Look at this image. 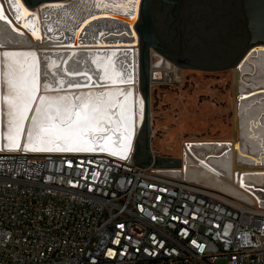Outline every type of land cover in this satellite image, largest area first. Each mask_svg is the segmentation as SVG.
<instances>
[{
  "label": "built area",
  "instance_id": "2783aa9c",
  "mask_svg": "<svg viewBox=\"0 0 264 264\" xmlns=\"http://www.w3.org/2000/svg\"><path fill=\"white\" fill-rule=\"evenodd\" d=\"M133 156L0 148V264H264L253 198Z\"/></svg>",
  "mask_w": 264,
  "mask_h": 264
},
{
  "label": "bare ground",
  "instance_id": "6f19581e",
  "mask_svg": "<svg viewBox=\"0 0 264 264\" xmlns=\"http://www.w3.org/2000/svg\"><path fill=\"white\" fill-rule=\"evenodd\" d=\"M44 2L47 1L39 2L34 9L30 11L27 10L29 15L27 17H22L21 20L18 21L16 19L17 16L21 15L22 10H26L21 0H19V3L23 6L22 9H18L15 6L16 0H0V8H2L3 14L7 16L8 20L12 21V23L9 24L6 21L0 20V97H2L5 91L3 76L1 74L4 71L3 53L5 51L35 53L38 60L41 86L38 97L39 95H69L75 97L89 92L101 94L109 89L116 88L121 89L124 93L131 91L132 96L130 103L132 108L133 135L130 148L126 152L127 157L132 149H134L135 136L144 124L145 103L143 97L140 92L136 90L137 88L134 84L118 83L113 85L108 81H102L101 76L103 74V69H98L97 65L93 63V60L100 58L99 62L104 64L107 58L111 56L116 70L121 72L125 78L130 75L132 80H134L138 78V47H136V49L131 48V52L129 53L126 52L127 59L131 60L132 58L133 64L130 66L125 62V52H118L120 47L115 50L102 47L104 42L101 33L97 35L96 41H87L86 36H92L94 32L91 31V29L95 27H100L103 30L107 27L118 26L120 31H122V34H120L121 39L127 38L128 36L130 37L131 35L132 38L130 37V41L132 42L130 44L135 47L137 45L138 35L131 23H133L139 13L138 5L140 0L134 5L129 4L128 0H103L104 3L109 5L128 4L127 9L112 6L107 8L102 6L97 7L99 0H56L52 3L42 4ZM36 12H39L38 15L41 17L42 21H37L35 23L36 19H33V15ZM93 16L97 17L96 20L92 18ZM108 18H114L116 20ZM25 23L29 25L28 28L23 27ZM33 25L38 29L37 36L39 38L32 35ZM85 26H87V34L82 37V30ZM63 27L66 29L67 33H63V30H61ZM55 29L61 30L59 35L63 37L64 43L61 42L63 45L60 43L61 40L52 35ZM120 44L124 45L126 43L122 41ZM120 50H123L122 47ZM113 53H115L114 56ZM260 53L264 56V52H258L256 57L250 60L249 64L243 62L239 68L236 69L239 74V82L237 84L238 105L236 108L238 119V128L236 129L237 139L232 143L222 139L192 140L186 148L188 156L182 155V166H180L182 171H184L189 178L221 189L232 195H239L242 197L247 194L240 191L231 183L225 185V183L221 181L222 178L218 175L220 173L227 180L230 178L232 179L233 171L231 167L233 158H236L240 164L264 165V108L258 109V107L264 105V92L256 93L250 97L241 99L242 94L250 90L264 88V65ZM154 59L153 54H150L151 83L155 80L163 79L164 77H168L169 79L171 76H177L176 67L167 59ZM254 60L258 61L259 67H261L260 70L253 63ZM247 65L249 69L244 71L243 68ZM261 71L262 73L259 75L258 79L253 82L251 78L258 75ZM244 72H246V75L242 78V73ZM77 73H86L87 77L91 79L88 80L86 76L77 75ZM61 79L65 81L62 88L58 84V81ZM45 83L51 85V89L47 92L44 91L43 87ZM69 84L88 86L70 88L68 86ZM118 99L123 100V96L118 97ZM251 101L253 105L249 104ZM38 102L39 100L37 98L36 103ZM76 103L78 104L79 101H76ZM35 106L36 104L33 105V112L29 113V120L25 121L24 132L20 137V146L18 148H25L27 144V130L30 126L31 116L34 114ZM111 111L115 115L117 109ZM7 126L6 108L2 100H0V147L5 146L9 148L6 139ZM108 127L111 129V126ZM106 135H108V133H98L96 136L98 142H102L103 137ZM119 141V133L114 134L113 148L118 149L120 147ZM203 150L211 151L208 155H205ZM218 150L220 153L215 154ZM96 151L100 150L97 148ZM105 152L110 154L109 151ZM116 156L121 157L119 154ZM237 175V184L241 189L251 192L258 198L259 194L253 190L255 189V185H258L261 186L258 187V189H261L264 194V168L241 169Z\"/></svg>",
  "mask_w": 264,
  "mask_h": 264
},
{
  "label": "rangeland",
  "instance_id": "374dc122",
  "mask_svg": "<svg viewBox=\"0 0 264 264\" xmlns=\"http://www.w3.org/2000/svg\"><path fill=\"white\" fill-rule=\"evenodd\" d=\"M178 12V23L172 24L171 18L165 20L164 14L156 6L153 8L155 31L162 40L167 39L166 52L172 57L152 48L150 54L154 60L164 58L171 62L177 69V76L164 77L150 86L148 121L152 132L149 138L151 153L156 157L181 161L184 144L192 140L222 139L232 143L237 139L239 74L236 65L250 44L241 0H182ZM137 17L131 25L139 23ZM140 45L139 39L138 49ZM261 59L264 65V56ZM253 63L260 70L258 61ZM243 69L247 71L249 66ZM139 72L141 85V69ZM261 73L251 80H257ZM249 104L253 105V102ZM144 128L145 125L140 128L134 141V153L140 162L147 159ZM210 151L203 150L205 155ZM219 153L218 150L215 154ZM253 168H264V165L240 164L233 158L232 179L227 180L220 173L218 176L225 185L231 183L247 195L227 194L242 201L253 198L264 209V194L258 189L261 186L255 185L253 189L259 194V200L237 184V173L241 169Z\"/></svg>",
  "mask_w": 264,
  "mask_h": 264
},
{
  "label": "snow or ice",
  "instance_id": "6c2138e0",
  "mask_svg": "<svg viewBox=\"0 0 264 264\" xmlns=\"http://www.w3.org/2000/svg\"><path fill=\"white\" fill-rule=\"evenodd\" d=\"M138 0H128L129 4H135ZM15 6L22 9L23 6L16 0ZM118 7L128 8V4L109 5L99 0L97 7ZM27 10H22L17 20L27 17ZM93 19L97 17L93 16ZM0 20L11 24L7 16L0 8ZM23 27L28 28V24ZM17 30V29H13ZM38 29L32 26V35L37 36ZM102 35V33H101ZM115 53H113V56ZM3 85L4 93L0 100L6 108L7 115V146L18 148L19 140L24 132L25 121L29 120V113L33 112V105L36 104L34 114L31 116L30 126L27 130L26 150L47 151V152H94L97 148L101 152L109 151L112 155L119 154L126 158V152L130 148L133 135L132 128V92L124 93L121 89H109L101 94L89 92L75 97L69 95L48 96L39 95L40 80L38 71V60L35 53L5 51ZM97 60L93 63L98 69H103L102 81L111 84H131L132 78H127L116 70L112 57H108L106 63L101 64ZM84 75L86 73H77ZM90 80V77H87ZM62 88L64 80L58 81ZM70 88H80L81 84H69ZM44 91L51 89V85L45 83ZM123 96V100L118 97ZM37 98L39 100L36 103ZM76 101H79L77 104ZM117 109L115 115L111 111ZM108 126H111L109 129ZM98 133H108L98 142ZM119 133L120 147L113 148V135Z\"/></svg>",
  "mask_w": 264,
  "mask_h": 264
},
{
  "label": "water",
  "instance_id": "95a60500",
  "mask_svg": "<svg viewBox=\"0 0 264 264\" xmlns=\"http://www.w3.org/2000/svg\"><path fill=\"white\" fill-rule=\"evenodd\" d=\"M42 1H47L42 4H48L56 0H21L23 6L28 11L34 9L35 6ZM151 2L152 0H140V3L138 5L139 13L137 20L140 19V21L139 23L135 22L136 23L135 30L138 32L139 39L141 42L140 49H138V65H139V70L141 69L140 89H138V78L134 79L135 81L133 80L134 82H132L134 86H136L137 88L136 90L143 94L144 103H145L144 151L146 152L147 159L145 162H138L136 161L135 153L133 159L136 161L137 164L144 166L152 163L154 167H177L180 165L179 159L160 158L153 156L149 147V138L151 136L150 124L148 121V107H149V99H150V51L149 50L150 48L155 49L156 47H158V40L155 37L154 30L152 27L151 11H150ZM241 6L246 19V28L249 34L250 47L247 49L241 60L236 65V69H238L243 62L249 64L250 60L254 59L258 52H264V0H241ZM107 33L108 32L106 31L105 34ZM128 50L130 51V49ZM242 75H246V72L242 73ZM139 78H140V74H139ZM261 92H264V88H256L254 90H250L247 93L242 94L241 99L250 97L253 94L261 93ZM237 105H238V98H237ZM185 144L186 146L189 145L188 143ZM0 148L10 149V148H6L5 146H2ZM23 149L26 150V148Z\"/></svg>",
  "mask_w": 264,
  "mask_h": 264
},
{
  "label": "flooded vegetation",
  "instance_id": "af4514ba",
  "mask_svg": "<svg viewBox=\"0 0 264 264\" xmlns=\"http://www.w3.org/2000/svg\"><path fill=\"white\" fill-rule=\"evenodd\" d=\"M181 1L182 0H152L151 5H150L152 27H153V30H154L155 37L158 40V47H156L155 50L159 51L160 53H162L164 55H167L168 57H172V56H171V54L166 52L167 49H168L167 39L164 38V40H162L161 37L159 36V34H157L156 31H155V26H154V22H153V8L156 6L158 11H160L162 14H164V17H165L164 19L165 20L168 19V18H171L172 24H175V23H178V19L180 17V15L178 14L179 13L178 11L180 9ZM183 15H184V13H183ZM108 19L116 20L114 18H108ZM94 20H96V19H94ZM93 21H91V22H93ZM183 22L184 23L186 22V17H185V19L183 18ZM136 23H138V21ZM135 24H134V28H135ZM86 27L87 26H85L83 28V30H82V34H81L82 37H84V35L87 34ZM117 27H107V28H105L103 30L100 27H95V28L91 29V31L94 32L93 35L90 36V37L86 36V40L87 41H96L97 35L99 33H102L101 37H103L102 40L104 42V45L102 47H104L106 49H113V50H115L116 48H119V47L121 48L122 47L123 50L119 49L118 52L119 51H123V52H125L124 55L126 56V52H128V53L131 52L128 49H131V48H135L136 49L137 45L135 47L131 46V44H130L132 42V41H130L131 38H132L131 35H130L131 38L128 36L127 38L121 39L120 34H122V31H120L119 27L118 28ZM106 31L108 32L107 34H105ZM135 32L138 35V32L136 30H135ZM60 39H62L61 41H62V43H64L63 42L64 40H63L62 36H59V40ZM127 40H129V41H127ZM122 41L124 43H126L127 45L126 44H124V45L120 44ZM138 41H139V35L137 37V43H138ZM125 62H126L127 65L129 64L130 66H132V64H133L132 63V58H131V60H128L127 56H126ZM139 74H140V72H139V65H138V89H140V87H141ZM132 82H133V80H132ZM131 85H133V83ZM140 94L143 97V94L142 93H140ZM143 100H144V98H143ZM138 133L136 134V138L138 136Z\"/></svg>",
  "mask_w": 264,
  "mask_h": 264
},
{
  "label": "crops",
  "instance_id": "0c3cea01",
  "mask_svg": "<svg viewBox=\"0 0 264 264\" xmlns=\"http://www.w3.org/2000/svg\"><path fill=\"white\" fill-rule=\"evenodd\" d=\"M47 8H48V7H47ZM47 8H46V9H47ZM38 13H39V12H36V13L33 15V19H36L35 23H36L37 21H38V22L42 21V20H41V17H39V15H38ZM39 18H40V20H39ZM33 19H32V20H33ZM61 30H63V33H65V32L67 33V31H66V29H65L64 27H63ZM61 30H56V29H55V30L53 31L52 35H53L55 38H58V39H59V36H60V35H59V32H60ZM98 32H99V31H98ZM48 34H50V33H48ZM61 42H62V41H60V43H61ZM58 43H59V42H58ZM62 45H63V44H62ZM65 46H66V45H65ZM64 49H67V48H64ZM120 49H121V48H120ZM13 52H16V51H13ZM1 74H2V73H1Z\"/></svg>",
  "mask_w": 264,
  "mask_h": 264
}]
</instances>
